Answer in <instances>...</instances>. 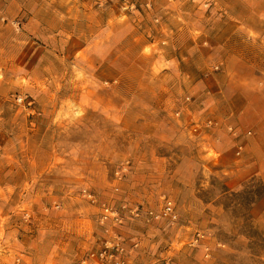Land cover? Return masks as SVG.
Listing matches in <instances>:
<instances>
[{"label":"rangeland","instance_id":"obj_1","mask_svg":"<svg viewBox=\"0 0 264 264\" xmlns=\"http://www.w3.org/2000/svg\"><path fill=\"white\" fill-rule=\"evenodd\" d=\"M0 34V264H264V175L208 144L253 134L212 95L264 84V0H0Z\"/></svg>","mask_w":264,"mask_h":264},{"label":"crops","instance_id":"obj_2","mask_svg":"<svg viewBox=\"0 0 264 264\" xmlns=\"http://www.w3.org/2000/svg\"><path fill=\"white\" fill-rule=\"evenodd\" d=\"M1 35L0 58L2 59V54L7 53L8 45L3 44ZM237 63L239 64V60ZM218 86L222 88V93L211 94L214 115L217 118L225 117L227 122L239 124L243 130L251 129L253 132L251 136L244 138V151L237 161H234V141L223 127L214 132L213 137H208V144H211L218 155L221 170L227 171L226 185L230 189H236L245 180L256 175H264V84L260 91L256 90L254 96H246L247 98L241 94L245 87L241 83L236 82V88L230 94L226 92V84L219 83ZM204 95L207 96L205 93ZM208 100H211V97H208ZM251 213L258 221H264V195L253 204Z\"/></svg>","mask_w":264,"mask_h":264},{"label":"built area","instance_id":"obj_3","mask_svg":"<svg viewBox=\"0 0 264 264\" xmlns=\"http://www.w3.org/2000/svg\"><path fill=\"white\" fill-rule=\"evenodd\" d=\"M18 101H23V97L20 96L18 98ZM229 130L232 132L233 135L237 136L239 135L237 133V131L235 129H233L231 126L229 127ZM251 132L250 131H247L246 132V135H250ZM243 150V144H238L236 146V155H239ZM85 195H87L93 202L96 201L95 199V196L92 194V193H86V191L84 192ZM164 214L165 215H168L170 216L172 219L175 218V214L173 213V210H172V206H171V202L170 201H167L166 202V206L164 208ZM109 217H112L114 218L115 220L117 221H120V217H119V214L118 212H116L115 210H113L111 207L109 206H104L103 207V212H102V221L104 220H107ZM108 245H106V248L103 249V251L101 252V257H113L114 256V253H112L111 250L108 249ZM113 249H116V251H118L119 253H122L124 251V248L122 246H120V243L117 242L115 245L112 246ZM87 261L86 260H83L82 262H79L78 264H84L86 263ZM116 264H125V260L124 259H118L116 261Z\"/></svg>","mask_w":264,"mask_h":264}]
</instances>
